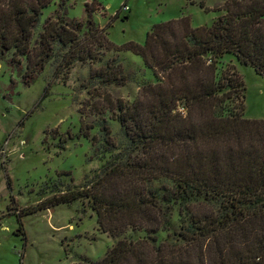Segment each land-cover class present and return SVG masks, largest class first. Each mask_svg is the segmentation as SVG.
I'll use <instances>...</instances> for the list:
<instances>
[{"label":"trees","instance_id":"obj_1","mask_svg":"<svg viewBox=\"0 0 264 264\" xmlns=\"http://www.w3.org/2000/svg\"><path fill=\"white\" fill-rule=\"evenodd\" d=\"M53 1L0 0V60L12 51L9 63L21 67L24 58L32 82L55 43L68 46L67 65L100 61L97 49L104 48L140 57L156 79L130 104L104 95L99 114H112L126 143L118 147L106 125L102 139L86 126L94 154L109 159L85 187L49 204L88 199L101 232L116 240L88 264H264V119L243 117L244 84L233 67L218 75L227 54L264 75V0H226L213 9L201 0L202 11L222 12L210 26L192 27L186 15L154 24L143 45L122 46L106 36L120 9L99 28V3L85 4L82 22L69 19L67 0H60L34 50L31 37ZM115 68L108 62L93 78L125 86ZM49 206L15 208L24 239L20 217ZM174 207L178 229L158 243L159 232L171 231ZM129 232L144 237L127 239Z\"/></svg>","mask_w":264,"mask_h":264},{"label":"rangeland","instance_id":"obj_2","mask_svg":"<svg viewBox=\"0 0 264 264\" xmlns=\"http://www.w3.org/2000/svg\"><path fill=\"white\" fill-rule=\"evenodd\" d=\"M59 1L54 0L42 10L40 23L30 40L32 49L38 45L44 20L54 13ZM93 1L101 5L93 15L99 28L105 27L120 9L119 17L106 30L109 41L117 46L130 41L143 45L154 24L175 17L187 15L192 27H200L210 26L222 14L204 12L198 3L192 5L188 0H67L68 18L84 22L85 4ZM224 1L204 0V3L213 9ZM85 31L80 33V40ZM67 50L68 46L55 43L52 57L32 82L24 77L27 64L24 58L21 67L9 63L12 51L0 60V264H88L104 257L116 243L99 229L88 199L49 204L62 193L85 187L101 173L109 159L107 153L104 157L94 154L90 140L83 137L86 126L91 127L90 136L102 139L106 125L118 147L126 143L112 114H99L104 95L130 104L144 82L153 83L156 79L142 59L129 52L100 48L97 49L100 61L75 60L67 65L69 58L62 61ZM108 62L119 66L115 70L118 69V77H124L125 86H116L113 80L105 85L93 78ZM218 62V75L233 67L241 77L243 117L264 119V75L250 65L241 64L233 55H224ZM99 145L105 146L103 142ZM116 153L117 150L112 152ZM38 205L49 208L20 217L24 239L18 232L15 208L33 209ZM171 223V231L157 234L158 243L178 229L177 207ZM124 237L134 240L144 237V233L129 232Z\"/></svg>","mask_w":264,"mask_h":264},{"label":"crops","instance_id":"obj_3","mask_svg":"<svg viewBox=\"0 0 264 264\" xmlns=\"http://www.w3.org/2000/svg\"><path fill=\"white\" fill-rule=\"evenodd\" d=\"M188 1H191V4L192 5H195V3H199L201 0H198V1H195V0H188ZM223 3V2H222ZM220 3V4H222ZM182 17V16H181ZM180 18V17H179ZM173 19H177V17L173 18Z\"/></svg>","mask_w":264,"mask_h":264},{"label":"built area","instance_id":"obj_4","mask_svg":"<svg viewBox=\"0 0 264 264\" xmlns=\"http://www.w3.org/2000/svg\"><path fill=\"white\" fill-rule=\"evenodd\" d=\"M125 8V10H127V7H124Z\"/></svg>","mask_w":264,"mask_h":264}]
</instances>
